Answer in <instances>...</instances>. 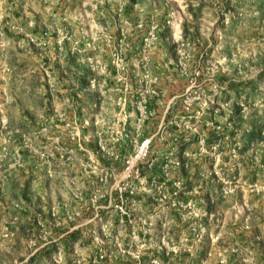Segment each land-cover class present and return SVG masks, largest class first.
I'll list each match as a JSON object with an SVG mask.
<instances>
[{"label": "rangeland", "instance_id": "obj_1", "mask_svg": "<svg viewBox=\"0 0 264 264\" xmlns=\"http://www.w3.org/2000/svg\"><path fill=\"white\" fill-rule=\"evenodd\" d=\"M0 264H264V0H0Z\"/></svg>", "mask_w": 264, "mask_h": 264}]
</instances>
